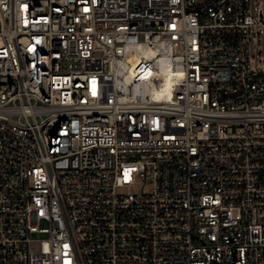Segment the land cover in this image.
I'll return each instance as SVG.
<instances>
[{
  "label": "built area",
  "instance_id": "2783aa9c",
  "mask_svg": "<svg viewBox=\"0 0 264 264\" xmlns=\"http://www.w3.org/2000/svg\"><path fill=\"white\" fill-rule=\"evenodd\" d=\"M261 33L254 0H0V264H264Z\"/></svg>",
  "mask_w": 264,
  "mask_h": 264
},
{
  "label": "rangeland",
  "instance_id": "374dc122",
  "mask_svg": "<svg viewBox=\"0 0 264 264\" xmlns=\"http://www.w3.org/2000/svg\"><path fill=\"white\" fill-rule=\"evenodd\" d=\"M256 6L263 13L264 20V0H254ZM251 60L255 67L264 66V34L261 33L259 36V40L253 38L251 42ZM143 177H138L137 184H134L130 190L132 191H140L145 189L146 187L142 185ZM143 186V187H142Z\"/></svg>",
  "mask_w": 264,
  "mask_h": 264
},
{
  "label": "bare ground",
  "instance_id": "6f19581e",
  "mask_svg": "<svg viewBox=\"0 0 264 264\" xmlns=\"http://www.w3.org/2000/svg\"><path fill=\"white\" fill-rule=\"evenodd\" d=\"M170 82H171L170 78H169V77H167V79H166V85H169V84H170Z\"/></svg>",
  "mask_w": 264,
  "mask_h": 264
}]
</instances>
